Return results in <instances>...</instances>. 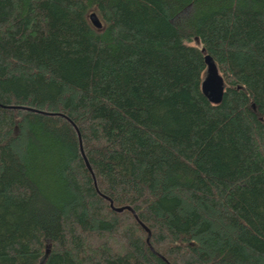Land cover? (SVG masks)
Listing matches in <instances>:
<instances>
[{
  "label": "trees",
  "instance_id": "16d2710c",
  "mask_svg": "<svg viewBox=\"0 0 264 264\" xmlns=\"http://www.w3.org/2000/svg\"><path fill=\"white\" fill-rule=\"evenodd\" d=\"M0 264H264V0H0Z\"/></svg>",
  "mask_w": 264,
  "mask_h": 264
},
{
  "label": "water",
  "instance_id": "95a60500",
  "mask_svg": "<svg viewBox=\"0 0 264 264\" xmlns=\"http://www.w3.org/2000/svg\"><path fill=\"white\" fill-rule=\"evenodd\" d=\"M88 19H90L92 23V27H94L95 29H100L101 22L95 16L94 13H90L88 15ZM201 52L205 53L203 49H201ZM204 63L206 64V71H204L203 80H202V83H200V90L202 91L204 97L207 99V102H210L213 105H218L221 102V96L223 95V91H224L223 79L221 76H219L218 71H217L218 70L217 66L213 63V61L210 59L209 56H205ZM251 107L253 108V106ZM79 151L82 155L81 145H80ZM84 160H85V163H84L85 167L89 169L87 160L85 159V157H84ZM89 171H91V169H89ZM109 206H111V209H113L116 212H120L125 209L130 210L132 212V209L130 206L125 205V207L124 206L116 207V206H113L110 201H109ZM141 226L143 225L141 224ZM144 229L147 230V228L145 227ZM147 231L149 235L150 234L149 230ZM45 247H46V250L44 251V256L49 251V244H46Z\"/></svg>",
  "mask_w": 264,
  "mask_h": 264
}]
</instances>
